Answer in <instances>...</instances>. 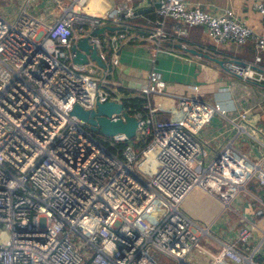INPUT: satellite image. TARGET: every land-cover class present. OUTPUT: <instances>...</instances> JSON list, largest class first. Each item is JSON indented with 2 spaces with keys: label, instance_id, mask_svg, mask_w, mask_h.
Returning a JSON list of instances; mask_svg holds the SVG:
<instances>
[{
  "label": "built area",
  "instance_id": "obj_1",
  "mask_svg": "<svg viewBox=\"0 0 264 264\" xmlns=\"http://www.w3.org/2000/svg\"><path fill=\"white\" fill-rule=\"evenodd\" d=\"M84 2L53 0L59 12L51 21L34 13L28 0L12 20L0 15V264H168L156 251L170 256L171 264H191L193 249L209 252L204 239L217 247L210 264H262L261 241L250 246L258 231L264 239L257 221L242 217L233 240L210 228L249 179L264 186L262 156L240 151L233 137L211 152L202 137L217 115L230 129L250 134L246 111L229 117L219 102L170 92L152 68L136 88L146 110L132 114L139 120L135 138L148 137L141 147L124 133L100 138L70 113L74 104L91 109L96 102L122 103L109 74L127 37L124 22L134 14L126 3L89 12ZM252 8L264 17V0H253ZM156 12L146 35L152 60L171 50L187 27L203 25L215 44L252 41V61L223 65L264 84V71L256 66L264 35L230 9L214 14L186 0H158ZM166 18L176 22L173 34ZM109 23L118 29L106 39L91 33ZM83 35L105 66L89 57L73 61L71 44ZM105 42L112 53L108 61ZM120 116L121 111L109 117ZM189 194L220 203L209 225L198 224L181 207Z\"/></svg>",
  "mask_w": 264,
  "mask_h": 264
},
{
  "label": "crops",
  "instance_id": "obj_2",
  "mask_svg": "<svg viewBox=\"0 0 264 264\" xmlns=\"http://www.w3.org/2000/svg\"><path fill=\"white\" fill-rule=\"evenodd\" d=\"M46 1L53 3V0ZM69 1L61 0L64 5ZM186 1L192 6H199L214 14L230 9L237 18L264 35V17L252 8L253 0ZM125 3L133 7L134 14L124 22L127 37L116 53L118 63L110 67L109 77L114 83L138 92L137 86L147 80L149 70L154 68L165 80L166 89L170 92L195 94L209 102H219L229 117H236L238 112L246 111V125L250 134L238 133L230 129L227 121L217 115L206 125L202 137L210 146L211 152L225 138L233 137V143L240 151L252 157L262 156L264 159V84L254 80H244L213 59L218 58L223 62L227 60L252 61L255 53L253 42L247 41L241 45L231 42L224 45L215 44L207 35L203 25H193L186 28V34L179 36L177 42L171 43L174 46L171 50L159 51L152 60V45L146 35L153 21L158 17L156 12L158 0H85L84 7L89 12H101ZM28 6L44 21H51L52 18L58 16L59 10L52 12L50 6L43 0H28ZM175 24L174 20L165 19V28L171 34L174 33ZM106 25L111 28H106L100 33L103 39L118 29L114 24ZM179 42H184L186 47H180ZM166 44L170 46V43ZM104 48L108 61L112 53L106 42ZM260 57L256 66L264 71V51L260 52ZM193 85H197L198 89L193 90ZM181 207L200 225H209L210 216L218 215L221 211L218 201L192 194L184 198ZM230 207H232L230 212L235 219L231 220L230 216L226 218L227 221L228 219L233 221V225L230 224L232 232L229 231L230 234L227 235L226 240H233L236 229L243 222L242 217L257 221L258 226L264 229V186L260 185L256 178L248 180L244 190L231 202ZM224 212L225 210L220 213L215 224L210 225V228L216 227L214 234L219 233L217 234L219 237L222 236L218 230L219 226L226 224L223 220L226 217L223 215ZM202 241L204 242L202 247L209 252L202 248L193 249L187 257L191 264H210L212 261L210 253L217 252L215 245H209L206 239ZM258 243H260L261 255L264 258V239L262 240L260 231L254 235L250 246ZM241 245V243L236 244L238 248H241Z\"/></svg>",
  "mask_w": 264,
  "mask_h": 264
},
{
  "label": "water",
  "instance_id": "obj_3",
  "mask_svg": "<svg viewBox=\"0 0 264 264\" xmlns=\"http://www.w3.org/2000/svg\"><path fill=\"white\" fill-rule=\"evenodd\" d=\"M111 28L109 25H101L91 31L94 34H100L104 29ZM72 59L75 62H86L87 57L95 60L100 66H105L97 53L96 46L90 42L88 35L80 36L71 44ZM195 51V50H194ZM208 56L207 54H205ZM217 63L223 65V61L218 58H213ZM121 116L116 120H111L112 113H119ZM70 113L77 116L87 127L92 131H98L105 136H111L115 133H124L129 139L135 138L136 129L139 125V120L123 110V104L116 101L96 102L95 108L84 109L79 104H74Z\"/></svg>",
  "mask_w": 264,
  "mask_h": 264
},
{
  "label": "rangeland",
  "instance_id": "obj_4",
  "mask_svg": "<svg viewBox=\"0 0 264 264\" xmlns=\"http://www.w3.org/2000/svg\"><path fill=\"white\" fill-rule=\"evenodd\" d=\"M45 3H47L50 6V10L52 12L57 11L56 7H54L51 3H49L46 0H43ZM24 2V0H0V15L3 16L4 18H7L8 20H12L14 18V16L16 15L19 7L22 5V3ZM58 12V11H57ZM242 148V147H241ZM208 155H211V152H208ZM232 211V207H229L227 209H225L224 212V216L226 215V217H224V221L226 222V224L219 226L218 230L221 233V238L226 239L227 235L230 234L229 231L232 232L231 230V225H233V221H227L226 218H229L228 216L231 217V220H234L235 218L233 217L234 215L230 212ZM190 214L192 215V212H190ZM231 224V225H230ZM234 228V227H233ZM232 228V229H233ZM211 231L213 233H216V227L211 228ZM234 231V230H233ZM219 234V233H217ZM216 234V235H217ZM206 238V237H205ZM75 241H77V237L75 238ZM210 241V240H209ZM201 243H204L203 241H201ZM211 244H214V242L210 241ZM156 256L159 257L160 259L164 260L165 262H167L168 264L172 263V258L168 255H165L164 253L160 252V251H156ZM159 254L161 256H159ZM257 260L259 262H262V264H264V258H262V256H258Z\"/></svg>",
  "mask_w": 264,
  "mask_h": 264
},
{
  "label": "trees",
  "instance_id": "obj_5",
  "mask_svg": "<svg viewBox=\"0 0 264 264\" xmlns=\"http://www.w3.org/2000/svg\"><path fill=\"white\" fill-rule=\"evenodd\" d=\"M111 32L113 30H110ZM100 35V34H98ZM117 90L120 91L123 94L122 103L125 108V110L130 113L134 114L137 111L144 112L146 109L143 107L144 104V98L138 94V92L134 91L133 89L122 87V86H116ZM264 122V119H263ZM92 131V130H91ZM93 134L97 135L98 137H104L105 139L108 138V136H105L101 134L98 131H92ZM148 137L145 138H133L132 143L136 147H141L146 141ZM107 146L110 149H113V146H110L108 142L104 141ZM122 143H118L115 147H120Z\"/></svg>",
  "mask_w": 264,
  "mask_h": 264
}]
</instances>
